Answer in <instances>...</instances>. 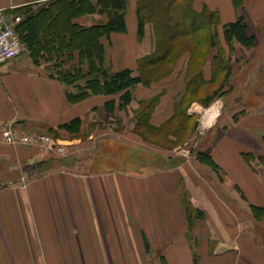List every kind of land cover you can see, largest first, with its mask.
<instances>
[{
    "label": "crops",
    "instance_id": "0c3cea01",
    "mask_svg": "<svg viewBox=\"0 0 264 264\" xmlns=\"http://www.w3.org/2000/svg\"><path fill=\"white\" fill-rule=\"evenodd\" d=\"M45 1L0 0V9L12 13ZM139 1L127 0V31L104 41L110 47L106 62L112 64L107 68L114 72L130 69L138 75V60L155 51L152 24L138 36ZM204 7L220 15L218 33L227 56L224 27L245 20L255 47L250 58L245 49L232 62L243 56L261 59L250 72L257 84L264 73V0H245L241 9L232 0H195L196 11ZM102 19L95 13L76 22L91 26ZM234 47L233 54L243 51ZM214 55L199 70L206 81L212 78ZM190 57L177 59L169 76L137 85L130 105L112 113L105 104L118 95H93L73 104L46 65L20 56L0 66V136L6 126L47 134L68 152L0 145V264H264V218L254 220L251 208L264 207V93L249 108L239 102L238 110H221L206 126L201 150L211 155L219 173L195 157L165 167L166 158L151 157L150 142L134 129L137 110L155 97L159 101L149 124L160 128L173 119L191 79ZM235 68L231 83L238 82V90L247 71L244 64ZM216 101L224 105L215 98L207 106L195 101L187 108L200 130ZM75 120H80L76 129L63 127ZM119 123L125 128L117 131ZM244 154L255 159L249 163ZM119 158L126 167L109 165ZM187 202L204 212L191 226Z\"/></svg>",
    "mask_w": 264,
    "mask_h": 264
},
{
    "label": "trees",
    "instance_id": "16d2710c",
    "mask_svg": "<svg viewBox=\"0 0 264 264\" xmlns=\"http://www.w3.org/2000/svg\"><path fill=\"white\" fill-rule=\"evenodd\" d=\"M232 1L236 9L243 8L245 0ZM194 3L195 0L138 2V36L142 38L145 26L152 24L155 51L151 56L138 60L136 76L130 69L113 72L105 63V39H109L114 33L127 31V0H48L39 7L35 8L34 4H30L12 13L21 17L14 29L34 65H46L49 77L59 80L65 86L68 102L75 104L93 95H118V104L115 99L105 104L107 113H112L116 108L126 109L132 102L133 91L137 85L149 86L169 76L177 59L189 53L191 57L187 72L191 79L173 119L160 128L149 124L152 110L159 101L158 97L143 102L133 117L134 129L145 141L150 142L149 138L153 137L176 143L181 139L179 133L190 130V122L195 119L188 114L189 105L195 101L209 105L216 98L215 95L230 82L233 44L246 48L255 46V38L248 36L246 32L248 25L245 20L237 18L235 22L224 27L226 45L230 49V55L227 56L218 33L219 13L205 7L198 12L194 9ZM95 13L103 18L96 24L83 26L76 22ZM212 52H215L211 62L212 78L206 81L199 70ZM218 82L220 87L216 91L201 96L205 86L214 87ZM79 124L80 120H75L63 127L73 130ZM196 125L197 123L193 125V130ZM254 156L244 154L243 157L251 163ZM195 158L199 163L220 172L221 168L211 159L210 154L198 151ZM251 208L254 220L264 218V207ZM185 210L189 226L204 217V212L188 202Z\"/></svg>",
    "mask_w": 264,
    "mask_h": 264
},
{
    "label": "rangeland",
    "instance_id": "374dc122",
    "mask_svg": "<svg viewBox=\"0 0 264 264\" xmlns=\"http://www.w3.org/2000/svg\"><path fill=\"white\" fill-rule=\"evenodd\" d=\"M105 40H107V39H105ZM106 43H108V41H106ZM240 46H241L240 49L243 50V51L242 52L241 51H238V52L236 51L235 54H233V52H232L231 53V61H232V57L233 56H235V57L238 56V55L242 56V54L246 52V51H244L245 49L249 52V53L248 52L245 53V56L247 58H250V56L252 55L253 52L251 50H253V48H246L243 45H240ZM233 48H234V50L237 49V48L234 47V45H233ZM242 48H244V49H242ZM27 52L28 51L26 50V48L24 46V51L22 52L23 53L22 57L24 59L28 60V61L30 60L33 63V60L31 59L30 54L27 53ZM106 53H107V50H106ZM245 56H243L242 59H238V60L236 59L235 60V62L238 63V64L235 65L233 62H231V64H230V67H231L232 70H233V68H235V66L237 67L238 65H241V64L246 65V70L245 71H247V74L243 77L242 81L240 79V82L244 83V84L242 86L239 85L240 88H238V90L235 89L238 86V82L234 81L233 83H231V79L233 77V71H232V74L230 76V82H227V85H225L223 87L222 91H220V92L218 91L219 93H217L215 95L216 98H218V100L222 99L223 102H224V105H223L224 108H222V111H224V109L227 112L228 111L231 112V111H234V110H238V108H236V107H237V104L239 102H241L242 104H243V102L244 103L246 102L245 103L246 105H244V106L246 108H249L250 105L257 104V102L259 100V94L264 93V83L258 84V82H261V79L264 78V73H263L262 77L260 75H256V77L258 76V78L261 77L260 81H258L257 84H256L257 80H255V83H254L253 79L252 80L250 79V77H252V76H250L251 70H253V68L258 66L259 61L261 59L252 60V59H247ZM107 64L110 67H112V64L109 63V60H108V62H106V67H108ZM249 80L251 82H249L247 84V82ZM220 81L221 80H219V82ZM219 82L214 87L205 86L204 89H202L201 96H203V95H205L207 93H211L212 94L214 91H216L220 87V83ZM254 88H256V90H254ZM211 90H212V92H211ZM194 97H196V96H194ZM192 99H190V100H192ZM244 106H242V107L245 109ZM239 109H241V108H239ZM196 121H197V119H194L192 122H190L192 124V125H190L191 126L190 130H188V131L183 130V131H181L179 133L181 139L179 141H177L176 143H170V142H166V141H163V140H159V139L150 137L149 141H150V144H151V148L154 149V151H151V154H150L151 157L152 156H156V157L159 156L160 158L165 157L166 161H167V163H165V167L172 166L176 162L181 161L180 159H182V157H184V156L182 155L181 152H179L180 148H186V149H188L190 151V154L188 156H186L185 158L195 157V154L198 151H202L201 150L203 148L202 146L206 144L207 137L205 138L203 136H206L205 133H207V131L209 130V129L208 130L206 129L204 131V133H202V135H200L199 134V129L200 128H197L198 125H196V128L193 130V125L195 123H197ZM117 125H118L117 128H116L117 131L118 130L120 131L123 128H125L120 123L117 124ZM128 125H131V124H128ZM53 140H54V138H53ZM111 146H112L113 150L116 149V146L114 144H112ZM122 149L123 148H121V146L120 147L117 146V150L121 151ZM108 163H109V165H115V166H117L119 168H124L127 165V163H125V160L123 161L120 158L117 159V160L114 159V160H112V161H110Z\"/></svg>",
    "mask_w": 264,
    "mask_h": 264
},
{
    "label": "built area",
    "instance_id": "2783aa9c",
    "mask_svg": "<svg viewBox=\"0 0 264 264\" xmlns=\"http://www.w3.org/2000/svg\"><path fill=\"white\" fill-rule=\"evenodd\" d=\"M21 21L20 16L13 13H7L0 9V66L7 62L17 59L23 54L24 44L20 41L19 35L14 29L16 24ZM203 124V122L201 123ZM205 129L201 127L199 134L202 135ZM37 145L53 151L58 155H66L67 148L53 140V137L47 134H29L20 132L11 126L2 129L0 136V145ZM183 156H188L190 151L186 148L179 149Z\"/></svg>",
    "mask_w": 264,
    "mask_h": 264
},
{
    "label": "bare ground",
    "instance_id": "6f19581e",
    "mask_svg": "<svg viewBox=\"0 0 264 264\" xmlns=\"http://www.w3.org/2000/svg\"><path fill=\"white\" fill-rule=\"evenodd\" d=\"M220 104H215L212 108H210L206 113V120L205 121V127L210 126L213 124L214 120H216V117L220 114Z\"/></svg>",
    "mask_w": 264,
    "mask_h": 264
}]
</instances>
